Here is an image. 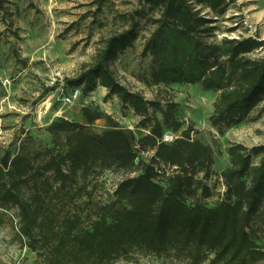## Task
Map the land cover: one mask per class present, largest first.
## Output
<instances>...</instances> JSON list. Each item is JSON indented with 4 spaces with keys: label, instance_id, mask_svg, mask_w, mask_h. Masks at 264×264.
Segmentation results:
<instances>
[{
    "label": "trees",
    "instance_id": "trees-1",
    "mask_svg": "<svg viewBox=\"0 0 264 264\" xmlns=\"http://www.w3.org/2000/svg\"><path fill=\"white\" fill-rule=\"evenodd\" d=\"M233 1L141 0L159 13L157 28L145 46L152 57L153 83L196 84L217 93L214 126L243 120L264 99V56H249L263 42L253 38L209 42L215 26L196 8L222 16ZM136 27L133 19L130 28L110 35L94 62L70 84L84 95L98 86L106 88L107 97L117 96L123 107L134 110L147 133L138 137L99 108L84 107L82 122L59 118L47 128L51 146L35 153L21 146L17 155L6 153L0 159V204L6 201L18 208L20 235L42 264H114L132 252L184 259L186 264H264V249L252 228L264 207V145L253 150L258 164L244 146L231 147L229 166L221 174L225 198L213 205L203 203L199 197H209L210 188L195 180L190 169L208 170L212 148L191 138L189 130L182 138L165 142L166 134L184 126L177 103L173 98L150 101L127 89L111 68L136 40ZM98 120L107 123L102 134L92 129ZM136 147L154 151V159L162 163L159 171L166 174L162 179L154 168L132 176L143 165ZM96 167L124 174L113 200L93 215H84L83 209L66 210L77 205L81 195L82 188L75 186ZM51 178L55 187L48 183ZM31 187L34 193H26Z\"/></svg>",
    "mask_w": 264,
    "mask_h": 264
},
{
    "label": "rangeland",
    "instance_id": "rangeland-1",
    "mask_svg": "<svg viewBox=\"0 0 264 264\" xmlns=\"http://www.w3.org/2000/svg\"><path fill=\"white\" fill-rule=\"evenodd\" d=\"M196 8L201 9V15L210 18L215 26L209 42L253 38L264 44V0H234L222 16H215L202 7ZM158 18L159 13L152 12L141 0H4V9L0 10V159L6 153L17 155L21 146L31 153L51 146L49 125L59 118L82 122L84 107L99 108L138 137L147 133L146 128L140 127V118L134 110L123 107L117 96L107 97L106 88L98 86L84 95L81 88L70 84L86 65L94 62L105 40L117 31L130 28L134 19L136 40L111 64L116 79L150 101L174 99L184 126L177 133H169L170 138H182L189 130L191 138L202 140L213 150L208 170L190 169L195 180L210 188L209 197L200 195L199 198L208 205L225 198L221 174L230 163L229 149L242 145L252 154L253 164L259 163L253 150L264 145V99L243 120L214 126L211 117L217 93L204 91L196 84L156 86L152 81V57L145 52V46L157 28ZM249 56L263 57L264 46ZM76 89L81 94L74 98ZM160 89L163 93L158 92ZM107 128L105 120L92 125L93 131L99 134ZM136 148L143 165L132 176L154 168L158 179H162L166 174L159 171L162 163L154 159V151ZM38 164L35 165L36 173L40 170ZM123 178L121 172L97 168L75 186V189L82 188L81 195L76 199L77 205L66 210L81 212L83 209L84 215H93L99 206L113 200L114 190ZM48 183L55 187L52 178ZM32 189L25 188V191L34 193ZM2 202L0 264H42V259L27 247L26 239L20 235L18 208ZM252 228L257 230L258 243L264 249V207L256 215ZM114 264L186 262L174 257L156 258L132 252Z\"/></svg>",
    "mask_w": 264,
    "mask_h": 264
},
{
    "label": "built area",
    "instance_id": "built-area-1",
    "mask_svg": "<svg viewBox=\"0 0 264 264\" xmlns=\"http://www.w3.org/2000/svg\"><path fill=\"white\" fill-rule=\"evenodd\" d=\"M80 94H81L80 90H79V89H76V90L74 91V93H73V97H74V98H77ZM171 140H172V138H170L169 134H166V135L164 136V141H165V142H168V141H171Z\"/></svg>",
    "mask_w": 264,
    "mask_h": 264
},
{
    "label": "crops",
    "instance_id": "crops-1",
    "mask_svg": "<svg viewBox=\"0 0 264 264\" xmlns=\"http://www.w3.org/2000/svg\"><path fill=\"white\" fill-rule=\"evenodd\" d=\"M100 87V86H99Z\"/></svg>",
    "mask_w": 264,
    "mask_h": 264
}]
</instances>
